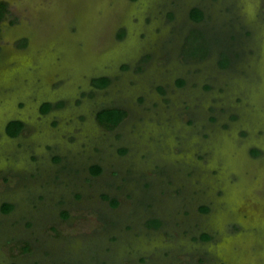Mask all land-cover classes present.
I'll use <instances>...</instances> for the list:
<instances>
[{"label":"rangeland","instance_id":"rangeland-1","mask_svg":"<svg viewBox=\"0 0 264 264\" xmlns=\"http://www.w3.org/2000/svg\"><path fill=\"white\" fill-rule=\"evenodd\" d=\"M0 2V264H264V0Z\"/></svg>","mask_w":264,"mask_h":264},{"label":"trees","instance_id":"trees-1","mask_svg":"<svg viewBox=\"0 0 264 264\" xmlns=\"http://www.w3.org/2000/svg\"><path fill=\"white\" fill-rule=\"evenodd\" d=\"M5 10H6L5 4L3 2H0V18L4 15ZM190 16L195 20H201L204 16V11L200 7L194 6L190 10ZM226 62L227 61L222 62V65L226 64ZM110 80L111 79L108 76H99V77L93 78L92 83L96 87H104V86L109 84ZM52 106L53 105L51 103L47 102V103L42 105L41 111L46 112ZM125 114H126V110L123 107L108 106V107H102L100 110H98L96 116H97V120L101 124L112 127V126L118 124L123 119ZM23 126H24V122L22 120L13 119L7 123L6 131L8 134L15 136V135L20 133ZM257 150L258 149H256V148H252V152H254V153H256ZM100 170H101V167L97 164L96 169H95V173H98ZM11 208H12V204H8L6 207H4L5 210H9ZM153 219H156V220L153 221V223H151V222L150 223L157 226L160 223L159 219L158 218H152L151 220H153ZM200 237H201V239L206 240V239H209L211 236L207 232H202L200 234Z\"/></svg>","mask_w":264,"mask_h":264}]
</instances>
